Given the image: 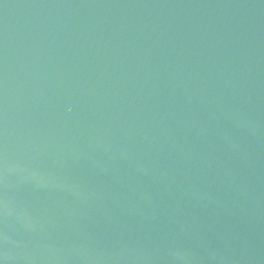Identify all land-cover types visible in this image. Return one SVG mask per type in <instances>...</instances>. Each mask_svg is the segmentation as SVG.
Instances as JSON below:
<instances>
[{
  "label": "water",
  "instance_id": "water-1",
  "mask_svg": "<svg viewBox=\"0 0 264 264\" xmlns=\"http://www.w3.org/2000/svg\"><path fill=\"white\" fill-rule=\"evenodd\" d=\"M0 264H264V0H0Z\"/></svg>",
  "mask_w": 264,
  "mask_h": 264
}]
</instances>
